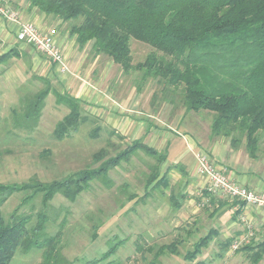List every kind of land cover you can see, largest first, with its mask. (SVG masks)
<instances>
[{"label":"rangeland","instance_id":"374dc122","mask_svg":"<svg viewBox=\"0 0 264 264\" xmlns=\"http://www.w3.org/2000/svg\"><path fill=\"white\" fill-rule=\"evenodd\" d=\"M9 3L20 21L41 31L55 30L54 42L67 70L59 71L31 45H17L16 41L20 40L16 33V40L14 35L0 34V54L12 47L19 51V57L0 63V183L19 184L31 178L42 182L61 179L97 167L134 140H141L160 154L166 153L160 163L159 158L138 148L128 160L108 170L110 186L94 180L74 201L56 194L46 208L49 217L46 233L60 232L58 248L62 256L72 264H84L117 244L107 259L115 264H194L198 260L207 264H252L250 253L242 247L264 240V230L252 225L239 236L209 242L193 261L184 255L209 232L215 210L210 206L213 199L232 205L242 202L217 198L205 189L204 177L196 171V153L209 158L210 147L217 142L222 154L233 152L232 161L249 182L264 183L263 135L260 133L256 157L251 158L244 141L232 148L227 138L212 137V114L186 111L179 91L165 87L157 78L143 77L139 70L124 71L109 56L94 53L91 43L79 48L68 33V22L46 16L38 24L34 18L23 19L13 0ZM129 46L132 65L154 52L152 47L135 39H130ZM42 79L49 80L51 91L44 100L38 124L32 131L19 129L11 120V110L19 108L25 97L44 88ZM62 92L81 98L83 113L90 118L69 136L57 139L52 135L54 126L68 112L64 104L56 102V93ZM96 128L97 135L93 136ZM171 145L178 152H188L193 170L190 164L186 167L173 162L168 152ZM100 150L101 159L94 155ZM224 162L218 166L226 174L229 170ZM156 172L158 177L166 175L167 187L148 185ZM170 195L179 202L178 208L172 204ZM23 196V191L14 192L0 206L6 222L14 214L30 215L27 225L34 223L35 214L42 210L41 197L37 195L22 203ZM231 215L233 219L237 216L235 212ZM175 239L180 241L176 254L163 252L154 259L160 247ZM227 240H230L229 248H224ZM235 242L237 246L233 247ZM137 243L144 250L137 249ZM41 261L40 248H19L9 264ZM256 264H264V258Z\"/></svg>","mask_w":264,"mask_h":264},{"label":"trees","instance_id":"16d2710c","mask_svg":"<svg viewBox=\"0 0 264 264\" xmlns=\"http://www.w3.org/2000/svg\"><path fill=\"white\" fill-rule=\"evenodd\" d=\"M27 1L30 8L68 22V33L79 48L91 43L94 53L109 56L124 71L139 70L143 77L157 78L165 87L179 91L186 111L212 114V137L227 138L232 148L244 141L248 155L256 157L260 133L264 139V0ZM130 39L149 45L154 52L132 65ZM17 55V50L12 48L0 54V63ZM42 80L46 84L44 88L25 97L19 108L11 110V120L19 129L32 131L38 124L44 100L51 91L49 80ZM56 102L68 108L52 131L57 139L69 136L90 118L83 113L79 97L67 92L56 93ZM97 131L94 129L92 135L96 136ZM138 148L159 158L160 163L166 158L165 152L160 154L141 140H134L97 167L61 179L42 182L31 178L19 184L0 183V206L19 191L24 192L22 203L37 195L42 202V210L35 214L34 223L29 226L30 215L12 214L11 221L6 222L0 210V264H9L19 248H40L42 261L38 264H72L58 248L60 232L46 233L48 203L56 194L74 201L94 180L110 186L108 170L128 160ZM101 153L102 150L94 155L101 159ZM179 171L184 173L182 168ZM157 172L148 185L167 187L166 175L158 177ZM170 199L174 207L180 206L175 197L170 195ZM214 232L211 229L200 237L184 258L195 260ZM179 244L175 239L163 245L154 259L163 252L176 254ZM229 245L230 240L223 243L224 248ZM136 246L144 250L139 243ZM116 247L117 244L110 246L99 258L84 264H115L107 259ZM242 249L250 253L252 264L264 258V240L246 244ZM146 250L152 249L146 247ZM194 264L207 263L198 260Z\"/></svg>","mask_w":264,"mask_h":264},{"label":"crops","instance_id":"0c3cea01","mask_svg":"<svg viewBox=\"0 0 264 264\" xmlns=\"http://www.w3.org/2000/svg\"><path fill=\"white\" fill-rule=\"evenodd\" d=\"M13 5L19 9L23 19L34 18L36 21H38V24H42L41 21L44 20V18L46 17V15L40 12L38 9L34 7L30 8L27 0H13ZM17 26L18 24L16 22H8V21L0 20V34L6 35V36L8 34L9 36L14 35V38H15ZM16 42L18 43L17 45H30V44L23 43L20 41H16ZM17 52H18V55L14 57H19V51L17 50ZM39 53L42 55L41 52ZM48 60L51 61L50 59ZM184 142H186V144H189L186 140ZM181 143L183 144V141H180V144ZM218 145L219 143L217 142H213V145H211L210 147L211 153L209 155L210 160H212L213 163H215L217 166L219 165L218 163H221V161H225L224 163H226L227 165V171L229 170L228 173H230V174L226 173V175L229 178H231L232 180L248 188H252L258 191H264V183L249 182L250 180L244 177L242 174V171L238 169L237 163H234V161H232L233 152L226 151L225 154H222ZM168 152H169L170 157L174 159L173 162H175V164H179L180 162V164L183 163L186 167H187V164H190L188 162L189 158L187 157L188 152L186 151L178 152L175 148V145H171L170 147H168ZM193 163H194V160H193ZM191 166H192L191 170H193L194 164L193 165L190 164V167ZM217 198L221 199L223 197L217 196ZM221 202L222 201L220 200L213 199V204L210 203V206L213 207V210L215 209L214 214L211 219V227L209 228V231L211 229L215 230L214 234L212 235V239H211L212 242L215 241L217 238L225 239V238H228V236H239L244 233L248 225L249 226L252 225L254 228H257L259 230L261 229L264 230V211L261 210V208H257L254 205H249V204L241 205L240 204L241 202L233 204V205L230 202H225V201L222 203ZM232 212H235V214H237L235 219L232 218V215H231Z\"/></svg>","mask_w":264,"mask_h":264},{"label":"built area","instance_id":"2783aa9c","mask_svg":"<svg viewBox=\"0 0 264 264\" xmlns=\"http://www.w3.org/2000/svg\"><path fill=\"white\" fill-rule=\"evenodd\" d=\"M10 5L9 0H0V20L16 22L18 24L16 34L20 41L30 44L44 54L56 65L59 71L67 70L61 51L54 42L55 30L41 31L36 29L33 24L20 21L16 16V11ZM195 157L196 171L204 177L205 189L210 194L242 201L264 210V191L248 188L232 180L225 174L224 170L215 166L204 153H196ZM236 246L237 242L233 244V247Z\"/></svg>","mask_w":264,"mask_h":264}]
</instances>
